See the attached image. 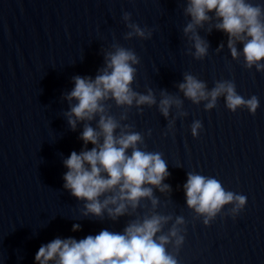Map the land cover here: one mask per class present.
<instances>
[{
    "label": "water",
    "instance_id": "95a60500",
    "mask_svg": "<svg viewBox=\"0 0 264 264\" xmlns=\"http://www.w3.org/2000/svg\"><path fill=\"white\" fill-rule=\"evenodd\" d=\"M247 2L261 8L264 21V0ZM188 3L0 0V264H34L39 246L56 237L123 232L154 215L166 218L157 236H169L165 248L178 264H264V70L246 66L243 54L231 56L214 13L195 27L208 44L206 55L197 57L192 33L184 32L192 22ZM131 24L145 36L135 34ZM235 46L242 53L243 43ZM117 48L137 57L130 87L151 92L156 103L118 105L108 98L101 101L103 114L117 122L116 135L139 133L140 150L161 154L170 173L163 184L170 187L146 185L152 196L113 219L107 209L102 216L84 214L85 201L63 187V160L73 150L93 147L80 134L85 124L98 128L100 118L78 121L74 130L69 125L66 113L76 102L67 99L73 78L94 79ZM186 75L204 82L207 91L231 82L245 99L255 95L259 107L254 114L246 107L230 111L221 94L207 109L208 100L193 102L179 88ZM163 95L180 101L167 117L159 109ZM196 121L202 128L194 137ZM188 173L214 177L226 191L245 195L244 208L234 212L235 202L225 204L206 225L205 214L186 203ZM177 218L183 222L177 224ZM73 224L81 229L72 231ZM173 227L183 237L179 245L170 235Z\"/></svg>",
    "mask_w": 264,
    "mask_h": 264
},
{
    "label": "clouds",
    "instance_id": "9594fccd",
    "mask_svg": "<svg viewBox=\"0 0 264 264\" xmlns=\"http://www.w3.org/2000/svg\"><path fill=\"white\" fill-rule=\"evenodd\" d=\"M186 12L192 22L187 24L184 32L192 33L197 57L206 55L208 44L195 32V27L209 20V13H214L219 20L215 27L228 35L231 56L237 58L243 54L246 66L254 65L257 70H264V21L260 19L262 10L259 6L249 4L247 0H189ZM129 27L135 34L145 36L138 25L131 24ZM132 35V32L128 33L129 37ZM237 41L243 43L242 53L235 46ZM137 62L134 52L117 48L106 55V67L94 79L75 76L74 87L67 94L68 100L76 101L66 113L73 130L78 121H90L97 115L100 117L98 128L85 124L80 134L84 145L91 143L93 147L80 152L73 150L63 160L67 169L63 174V187L72 196L85 201V215L102 216L107 209L115 219L125 213L129 204L136 207L141 198L152 196V188L146 185H155L161 190L170 187L163 184L170 173L161 154L140 150L137 147L141 140L139 133L122 131L116 135L117 122L103 114L105 109L101 101L108 98L115 99L118 105L156 103L151 92L143 95L130 87L136 71L133 65ZM179 88L193 102L208 100L207 109L214 107L221 94L225 96L226 107L230 111L246 107L254 114L259 107L255 95L245 99L236 92L231 82H219L207 91L204 82L186 75ZM174 103L179 106L180 101L167 95L159 101V109L165 117ZM201 128L200 121L193 123L192 135L197 136ZM130 148L131 154L128 153ZM183 187L187 205L197 213L205 214L206 225L225 204L235 202V212L243 209L247 201L245 195L226 191L214 177L188 173ZM105 193L113 194L101 201L100 197ZM153 203L156 201L153 200ZM164 219L154 215L142 222L128 224L123 232L101 229L82 239L56 237L39 246L34 264H178L165 248L169 236H157ZM182 222V218H177V224ZM80 229V224L72 225V231ZM170 235L176 237L177 245L183 242L175 227Z\"/></svg>",
    "mask_w": 264,
    "mask_h": 264
}]
</instances>
